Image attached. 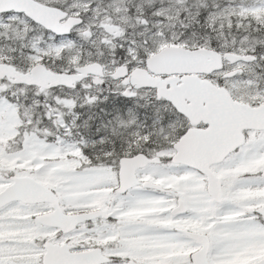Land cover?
Masks as SVG:
<instances>
[{"label":"snow or ice","instance_id":"obj_1","mask_svg":"<svg viewBox=\"0 0 264 264\" xmlns=\"http://www.w3.org/2000/svg\"><path fill=\"white\" fill-rule=\"evenodd\" d=\"M0 264H264V0H0Z\"/></svg>","mask_w":264,"mask_h":264}]
</instances>
